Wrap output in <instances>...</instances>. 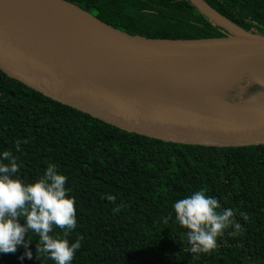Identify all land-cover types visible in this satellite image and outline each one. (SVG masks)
<instances>
[{
	"label": "trees",
	"instance_id": "1",
	"mask_svg": "<svg viewBox=\"0 0 264 264\" xmlns=\"http://www.w3.org/2000/svg\"><path fill=\"white\" fill-rule=\"evenodd\" d=\"M112 27L160 39H198L228 33L189 0H67ZM247 31L264 34V0H205ZM264 94L249 83L243 99ZM16 158L17 176L31 182L47 165L66 177L80 239L71 264H264V145H185L129 133L63 105L0 70V151ZM203 188L231 208L217 247L191 254L169 216L171 203ZM112 195L113 200L107 196ZM241 213L246 218L241 217ZM53 232L60 234L54 228ZM24 249L0 254V264H53L29 232Z\"/></svg>",
	"mask_w": 264,
	"mask_h": 264
},
{
	"label": "water",
	"instance_id": "2",
	"mask_svg": "<svg viewBox=\"0 0 264 264\" xmlns=\"http://www.w3.org/2000/svg\"><path fill=\"white\" fill-rule=\"evenodd\" d=\"M189 1L228 34L148 38L67 0H0V70L129 133L185 145H264V94L229 99L207 84L263 59L264 34L243 29L205 0ZM212 60L226 65H202ZM250 80L264 89V81Z\"/></svg>",
	"mask_w": 264,
	"mask_h": 264
},
{
	"label": "clouds",
	"instance_id": "3",
	"mask_svg": "<svg viewBox=\"0 0 264 264\" xmlns=\"http://www.w3.org/2000/svg\"><path fill=\"white\" fill-rule=\"evenodd\" d=\"M16 158L8 150L0 151V254L24 249L18 260L32 259L28 249L29 232L35 241V258L40 254L53 264H71L80 248V239L69 241V233L76 227L74 201L67 194L66 177L49 164L43 173L31 182L16 174ZM113 200L112 195L107 196ZM169 216L182 229L186 251L191 254L207 253L217 247V238L231 228L238 231L231 208L222 207L215 196L203 188L175 199ZM246 218L244 213L240 214ZM59 229L60 234L53 232Z\"/></svg>",
	"mask_w": 264,
	"mask_h": 264
},
{
	"label": "bare ground",
	"instance_id": "4",
	"mask_svg": "<svg viewBox=\"0 0 264 264\" xmlns=\"http://www.w3.org/2000/svg\"><path fill=\"white\" fill-rule=\"evenodd\" d=\"M233 28H235V26H233ZM224 62L225 61L222 62L221 60H212V61H207L202 65H215L214 68L223 69L226 65V63ZM192 63L195 62H187V65H191ZM246 65H247L246 68L244 70H241L236 75H231L230 73H226L221 77H216L214 79L207 81L208 89H211L212 91L218 93L221 96H226V94L228 93L227 90L231 88L234 84L241 83L242 82L241 79L243 78L264 81V58L251 60Z\"/></svg>",
	"mask_w": 264,
	"mask_h": 264
},
{
	"label": "rangeland",
	"instance_id": "5",
	"mask_svg": "<svg viewBox=\"0 0 264 264\" xmlns=\"http://www.w3.org/2000/svg\"><path fill=\"white\" fill-rule=\"evenodd\" d=\"M241 81H242L241 83L234 84L231 88L227 90L228 93L226 94V97H228L229 99H235V100L238 98L239 99L241 98V96L243 95L244 89L246 88L247 84L251 82V80L248 78H243L241 79Z\"/></svg>",
	"mask_w": 264,
	"mask_h": 264
}]
</instances>
